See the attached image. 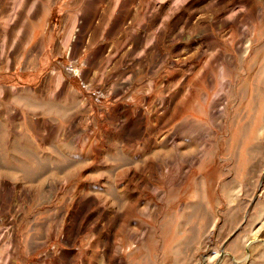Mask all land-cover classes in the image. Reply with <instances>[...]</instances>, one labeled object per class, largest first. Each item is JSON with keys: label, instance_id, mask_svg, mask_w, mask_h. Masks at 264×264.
I'll use <instances>...</instances> for the list:
<instances>
[{"label": "rangeland", "instance_id": "obj_1", "mask_svg": "<svg viewBox=\"0 0 264 264\" xmlns=\"http://www.w3.org/2000/svg\"><path fill=\"white\" fill-rule=\"evenodd\" d=\"M0 264H264V0H0Z\"/></svg>", "mask_w": 264, "mask_h": 264}]
</instances>
